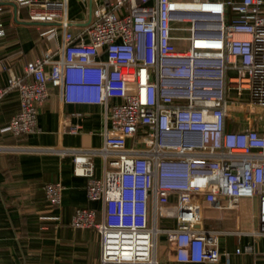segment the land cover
Returning a JSON list of instances; mask_svg holds the SVG:
<instances>
[{"label":"built area","instance_id":"2783aa9c","mask_svg":"<svg viewBox=\"0 0 264 264\" xmlns=\"http://www.w3.org/2000/svg\"><path fill=\"white\" fill-rule=\"evenodd\" d=\"M12 1L29 6L32 21L58 23L63 43L58 57L47 51L0 86V100L13 90L20 97L5 130L38 131L51 88L64 103L103 106L110 123L103 146L62 149L88 178V199L103 203L100 220L85 207L71 219L73 227L99 232L100 264H160L161 232L177 261H219L220 232L196 227L204 205L239 209L253 201L258 226L251 233L264 236V129L228 128L234 110L264 117V0H103L79 35L70 30L69 0ZM6 149L14 148L0 146ZM63 190L61 181L46 184L50 206L61 204ZM162 217L176 227L160 228Z\"/></svg>","mask_w":264,"mask_h":264},{"label":"crops","instance_id":"0c3cea01","mask_svg":"<svg viewBox=\"0 0 264 264\" xmlns=\"http://www.w3.org/2000/svg\"><path fill=\"white\" fill-rule=\"evenodd\" d=\"M102 1L92 0L91 7V0H69L70 30L75 35L95 22ZM0 2L3 8L0 22L5 30V35L0 36V57L7 67L0 70L2 87L9 83L12 74L22 75L25 65L45 52L53 51L58 57L63 39L59 24L30 20L29 6L12 0ZM52 28L55 31H49ZM85 39L88 40L87 35ZM19 109L16 90L0 100V146L14 148L0 151V264H100L99 232L93 227H73L71 219L76 209L85 207L96 209L100 220L103 203L88 199V178L75 173L74 154L62 149L103 146L105 128L110 126L104 107L64 103L58 89L51 88L49 99L39 110L38 131L15 136L5 128ZM232 113L229 129H264V117L259 113L239 110ZM128 144L132 145L133 139H128ZM94 162V174L101 177L102 157L96 156ZM56 181L63 183L64 190L61 204L52 207L46 200L45 186ZM216 210L204 205L200 227L220 232L219 261H177L169 236L161 232L156 249L160 264H263L264 236L251 233L258 226L255 203L242 201L239 209L234 210L235 220L229 215L220 217V210ZM214 211L216 219H209L206 213ZM162 218L158 220L160 228L176 227L174 219ZM242 229L248 233L242 234ZM246 245H253L254 252L245 253ZM237 248L242 252L237 253ZM225 253L231 255L229 263Z\"/></svg>","mask_w":264,"mask_h":264},{"label":"rangeland","instance_id":"374dc122","mask_svg":"<svg viewBox=\"0 0 264 264\" xmlns=\"http://www.w3.org/2000/svg\"><path fill=\"white\" fill-rule=\"evenodd\" d=\"M98 5V4H97ZM96 5V6H97ZM97 8V7H96ZM184 35L186 34V33H183ZM177 48L179 49V50H182V51H185V50H187L188 49V44H178L177 45ZM246 93V92H245ZM233 113H231L230 114V119L231 120H233V115H232ZM234 210H236V209H227V210H220V213H219V215H220V217H222L223 218V216L225 217V216H227V215H229L230 216V218H232V220H235V216H236V212H234ZM217 211V210H216ZM216 211H214V212H207L206 213V216L209 218V219H211V218H214V219H216L214 216H217V212ZM231 211V212H230ZM163 219V218H162ZM162 219L160 220V225L162 226V224H163V222H162ZM216 221V220H215ZM160 249L159 250H161L162 248L161 247H159Z\"/></svg>","mask_w":264,"mask_h":264},{"label":"water","instance_id":"95a60500","mask_svg":"<svg viewBox=\"0 0 264 264\" xmlns=\"http://www.w3.org/2000/svg\"><path fill=\"white\" fill-rule=\"evenodd\" d=\"M92 3H93V2H92V0H91V4H90L91 7H92ZM0 4H2V3L0 2ZM56 24H58V23H56ZM196 227H200V224H197Z\"/></svg>","mask_w":264,"mask_h":264}]
</instances>
